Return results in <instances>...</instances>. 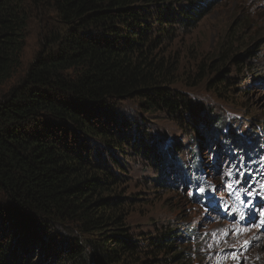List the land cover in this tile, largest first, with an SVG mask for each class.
Wrapping results in <instances>:
<instances>
[{"label": "trees", "instance_id": "trees-1", "mask_svg": "<svg viewBox=\"0 0 264 264\" xmlns=\"http://www.w3.org/2000/svg\"><path fill=\"white\" fill-rule=\"evenodd\" d=\"M210 8L207 0H0V88L22 66L31 20L52 21L44 47L0 97V264H181L173 229L136 233L128 223L135 203L118 154L137 138L117 107L134 101L182 127L192 118L191 133L204 122L213 131L220 121L202 122L204 108L174 87V41ZM226 71L211 85L227 96ZM149 145L139 154L163 175L165 154Z\"/></svg>", "mask_w": 264, "mask_h": 264}, {"label": "rangeland", "instance_id": "rangeland-1", "mask_svg": "<svg viewBox=\"0 0 264 264\" xmlns=\"http://www.w3.org/2000/svg\"><path fill=\"white\" fill-rule=\"evenodd\" d=\"M207 1L212 8L198 26L181 31L174 41L180 57L174 87L204 108L202 122L204 118L220 122L212 125L213 131L200 123L199 132L191 133L190 117L182 127L163 113L145 114L134 101L118 105L119 114L130 122L131 138H137L124 149L126 153L118 154L127 163L128 195L135 203L128 223L136 233L161 226L173 229L179 234L181 264H264V227L238 231L264 219L260 215L264 210V0ZM51 22L49 16L31 20L22 66L0 88V97L24 76L44 47ZM239 56L243 64L236 62ZM222 58L227 62L212 74ZM225 70L233 84L227 96L211 85L215 75ZM231 132L241 136L243 144L230 142ZM153 141L158 153L165 154L163 175L162 168L139 154L141 146ZM260 143L263 148L252 153ZM188 168H195L193 175ZM159 177L167 183L161 181L159 186ZM236 208L244 213V220ZM245 240L252 243L245 245Z\"/></svg>", "mask_w": 264, "mask_h": 264}, {"label": "snow or ice", "instance_id": "snow-or-ice-1", "mask_svg": "<svg viewBox=\"0 0 264 264\" xmlns=\"http://www.w3.org/2000/svg\"><path fill=\"white\" fill-rule=\"evenodd\" d=\"M227 175L231 176V175H232V172L229 171V172L227 173ZM228 187L231 188L232 186H231V185H228ZM199 191H200V192H204L205 189H204V188H200ZM250 195H251V193H250ZM238 198H239V197H238ZM234 211H235V212H238V213L240 214V219H241V220H244V219H245L244 213L241 212L239 208L234 209ZM260 215H261L262 218H264V210H262V211L260 212ZM262 227H264V219H261L259 223H256V224H252V225H250L249 228H246V229H238V231H250L251 228L260 229V228H262ZM255 239H256V237L253 236V240H255ZM251 243H252V241H250V240H245V241H244V244H245V245H248V244H251ZM232 246L235 247V245H232ZM232 257H233V259H237V255H236L235 253L232 254Z\"/></svg>", "mask_w": 264, "mask_h": 264}]
</instances>
